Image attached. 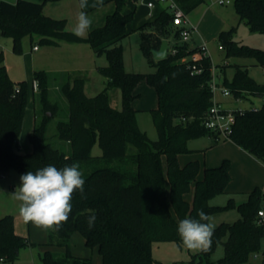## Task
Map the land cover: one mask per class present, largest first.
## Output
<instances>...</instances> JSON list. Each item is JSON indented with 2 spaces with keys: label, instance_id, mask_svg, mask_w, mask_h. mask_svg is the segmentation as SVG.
<instances>
[{
  "label": "trees",
  "instance_id": "trees-1",
  "mask_svg": "<svg viewBox=\"0 0 264 264\" xmlns=\"http://www.w3.org/2000/svg\"><path fill=\"white\" fill-rule=\"evenodd\" d=\"M113 1L115 10L105 23L80 38L67 30L65 18L44 13L45 2L0 0V36L12 38L15 52H22V39L29 35L32 40L39 36L40 43L51 45L86 41L95 52H105L107 56V64L98 66L106 86L96 95L86 93L87 77L82 73L65 75L62 90L68 102V118L58 121L57 136L66 148L54 145L47 135L48 124L59 110L58 104L49 99L51 74L34 72L33 81L39 82L34 92L45 114L29 133L32 151L20 153L16 147L24 124L29 84L10 76L0 48V175L11 168L23 175L50 164L63 168L76 163L85 180L86 198L75 192L67 222L59 230H49L50 239L40 243L45 246L40 253L42 264H92L91 257L72 253L70 242L75 232L83 235L88 247L98 248L102 264H156L153 243H181L177 232L181 220L199 219L200 210L210 217L231 208L237 209L239 217L215 227L210 249L198 252L192 261H210L217 245L223 243L225 255L217 264H250L253 254H264V229L258 223V212L264 206L263 189L254 187L248 198L238 204L234 198L226 205L211 204V199L225 192L232 180L231 161L224 159L218 166L206 167L199 178V160L184 165L179 160V155L195 151L189 147L191 139L214 134L204 124L213 104L210 83L214 65L210 55L194 60V53L202 52V46L180 43V29L172 24L171 12L161 9L153 20L138 28L140 48L155 70L127 71L121 40L129 34L127 26L136 9L127 10L128 0ZM174 1L186 14L205 2ZM234 5L241 21L264 35V0H234ZM235 28L219 35L226 57L251 58L264 67V48L235 39ZM163 40L178 51L156 59L153 51L161 47ZM194 63L203 68L202 72L193 70ZM234 66L232 80H224L233 95L246 97L249 92L264 97V84L256 81L245 65ZM141 80L151 84L158 94V106L150 109L158 131L155 140L139 125L138 110L133 106L134 91ZM114 88L121 89V108L112 104L110 91ZM231 140L264 163V102L261 107L237 113ZM97 142L102 154L95 156L92 149ZM191 190L193 199L189 200L186 194ZM92 214L95 222L89 228L87 220ZM34 245L29 236L16 232L13 214L0 217V262L14 261L20 257L21 249ZM55 245L64 251H54Z\"/></svg>",
  "mask_w": 264,
  "mask_h": 264
},
{
  "label": "rangeland",
  "instance_id": "rangeland-1",
  "mask_svg": "<svg viewBox=\"0 0 264 264\" xmlns=\"http://www.w3.org/2000/svg\"><path fill=\"white\" fill-rule=\"evenodd\" d=\"M34 1L42 2L44 0ZM102 2H104V4H101L99 7H91ZM112 4L113 1L111 2L108 0H85V7L81 9L80 0H46L43 11L45 14L52 13L55 15L53 17L56 18H65L67 20V30L72 32L77 22L76 18L79 12H86L92 21L87 35L83 37L86 38L90 30L94 26L103 23L107 14L111 13L109 9ZM159 5L163 4H160L157 0L156 6L152 8L151 12L150 8L145 4V0H129L128 2L130 9H136V12L134 19L129 25L131 28L130 34L121 40L125 68L127 71L147 73L155 70L154 66L149 63L148 58L140 48L141 36L138 27L141 23H144L157 14ZM208 5H212L218 13L221 15L224 13L228 18V23L222 31L236 27L233 33L235 39L255 47L264 48V35L260 32L252 31L246 21H241L236 12L234 0H230V3L225 4L220 3L219 0H205V2L187 14L188 19L197 21L200 17L201 8ZM219 35L220 33L212 42L211 49H209V54L215 66L221 68L227 60H230L232 63L243 61L254 62L251 58H227L226 49L220 47L221 41ZM35 44L39 45L38 50L33 49ZM0 48L4 51L5 62L8 66L10 76L15 80H27L29 84L28 103L23 128L18 137L17 151L20 153L32 151L29 131L34 125V119L37 117L36 124H38L44 113L38 93H35L36 91L34 92L33 89V75L35 71H45L51 74L49 99L53 104H58L59 110L48 124L47 135L49 141L54 145L60 148H66L65 142L60 140L57 136L58 121L68 118V102L62 90V83L66 79L65 75L75 74L76 76H80L82 73L87 77L85 84L86 93L90 96L96 95L105 88L107 82L106 78L98 71L99 65L107 64L106 53L103 52L102 54H98L86 41H63L60 45H51L40 43L39 36H35L34 40H32L29 35L22 39V52H15L13 50V40L11 37L0 36ZM234 72V68L229 66L227 67L226 74H216V78L220 82V85L225 86V78L232 80ZM250 74L256 81L264 84L263 66L258 64L250 66ZM137 89L140 92V96L137 97L135 105L140 109L138 112L139 125L147 132L151 139L155 140L158 137V131L154 124L150 109H153L152 107H156L157 105L156 90L146 80H141L138 83ZM110 94L112 104L117 108H121V89L114 88L110 91ZM216 98L222 101L225 106L231 108L251 109L263 105L262 97L249 92L246 93V97L236 98L234 95L225 97L220 90H217ZM47 113L49 116L51 115L49 111ZM208 136L209 135H203L192 139L189 142V146L197 150L181 154L180 161L181 163H185L190 158L198 157L201 161L199 176H202L204 175V167L207 163L217 164L222 162L224 158H229L232 163L233 174V179L227 187L229 191L216 195L211 199V204L226 205L230 198H234L237 204L241 203L248 198L247 192L251 191L256 185H259L264 191V173L261 171L259 163L252 159H247L242 152L243 148L231 139L219 141L208 147L211 143ZM92 154L95 156L102 154V149L98 142L93 146ZM20 176L21 174L15 168H11L7 171L5 173V178L0 175V180L8 185H6L7 187H4L3 190L0 183V217L8 213L14 215L19 213L20 202L15 200L11 195L13 192L10 186L15 185L17 188L21 183ZM233 190L239 192H232ZM186 196L192 199L193 190L188 192ZM238 217L239 213L236 208L222 210L210 215L211 223H213L215 227L223 222H233ZM18 219L22 221L25 230L24 234L28 235L31 241L36 243V245L21 249L18 259L14 261H1L0 264H42L40 253L43 251V248L40 243L50 239L51 235L49 230L45 231L34 226L30 222H25L20 216ZM54 239L56 240V238ZM70 243L71 251L74 255L91 257L92 264H102V258L98 248L88 247L81 233L75 232L71 237ZM262 244L264 248V240H262ZM53 249L56 252H62L64 248L55 245ZM197 253L198 252L187 249L182 242L156 241L153 243V257L156 260V264H217V261L225 255V247L223 243H219L211 254L210 261L204 259L202 262H199V258L192 261L194 255ZM258 256H260V258L257 259L261 260L263 254L259 253ZM254 258L255 255L253 254L250 259V264H258L256 262L257 260Z\"/></svg>",
  "mask_w": 264,
  "mask_h": 264
},
{
  "label": "clouds",
  "instance_id": "clouds-1",
  "mask_svg": "<svg viewBox=\"0 0 264 264\" xmlns=\"http://www.w3.org/2000/svg\"><path fill=\"white\" fill-rule=\"evenodd\" d=\"M85 7V0H80V8ZM73 34L83 38L91 26V19L86 12L80 11ZM20 185L11 195L20 202L19 215L25 222L47 230H59L67 222L72 211L73 194L80 192L85 197V180L79 165L57 168L47 165L35 172L28 171L20 176ZM199 219L185 218L177 227L183 245L193 251H208L212 244L215 225L203 210L198 213ZM95 215L88 217L87 224L91 228Z\"/></svg>",
  "mask_w": 264,
  "mask_h": 264
},
{
  "label": "crops",
  "instance_id": "crops-1",
  "mask_svg": "<svg viewBox=\"0 0 264 264\" xmlns=\"http://www.w3.org/2000/svg\"><path fill=\"white\" fill-rule=\"evenodd\" d=\"M7 1H10V2H16L17 0H7ZM108 1H113V0H108ZM148 0H145V4H147L146 2H147ZM40 2V1H39ZM42 2H46V0H44V1H42ZM105 2V1H104ZM104 2H102V3H100V4H98V5H95V6H91L92 8H96V7H99L101 4H104ZM128 2H129V0H128ZM223 4H225V3H223ZM127 6H128V4H127ZM45 7H46V5H45ZM148 7V6H147ZM161 8H162V5H159V11L161 10ZM115 10V2L113 1V4L111 5V7H110V9H109V11L112 13L113 11ZM127 10H131L130 9V7L128 6L127 7ZM150 11L152 12V9H150ZM158 11V12H159ZM158 12H157V14H158ZM111 13H108L107 14V16L109 15V14H111ZM156 14V15H157ZM47 15H49V16H55V15H53L52 13H47ZM156 15L154 16V17H152L151 19H149V20H146L145 22H147V21H150V20H153L155 17H156ZM107 16H106V18H107ZM56 18V17H55ZM58 18V17H57ZM105 18V17H104ZM106 18L104 19V22L103 21H101V22H103V23H101L100 25H98V26H94L93 28H95V27H99V26H102L104 23H105V21H106ZM190 20V19H189ZM144 22V23H145ZM190 22H191V24H192V26H194L195 27V29H194V31L192 32V35H191V38H190V40L187 42L188 43V45L190 46V47H197V46H202V45H205L206 46V49H207V53L209 54V49H211V44H212V42L216 39V37H218V34L220 33V31H222V29L227 25V23H228V18L224 15V13H222V15L220 14V13H218L216 10H215V8H213V6L212 5H208V6H205L204 8H201V12H200V17H199V19L197 20V21H193V20H190ZM131 23V22H130ZM130 23L128 24V31H129V34H130V30H131V28L129 27V25H130ZM143 23H141L140 25H142ZM92 28V29H93ZM139 28V27H138ZM91 29V30H92ZM128 34V35H129ZM127 35V36H128ZM125 38V37H124ZM123 38V39H124ZM172 40V39H171ZM193 40H194V42H193ZM196 40V41H195ZM169 42V41H168ZM35 46V45H34ZM34 46H33V49L34 50H38L39 49V45H38V48L37 49H35L34 48ZM210 55V54H209ZM211 57V56H210ZM212 60V59H211ZM213 62V61H212ZM6 63V62H5ZM234 64H242V65H245L247 68H248V70H249V72H250V66H252V65H255V62H245V61H243V62H235V63H232L230 60H227V62L224 64V65H226V66H221V68H218L217 66H215V64H214V62H213V65H214V67H215V73L216 74H218V75H221L222 73H224V74H226L227 73V67H229V66H232L233 68H234V70H236V67L234 66ZM7 66V65H6ZM7 69H8V66H7ZM8 72H9V70H8ZM235 73V72H234ZM219 82V81H218ZM220 83V82H219ZM138 86V85H137ZM137 86H136V88H135V94H136V99L133 101V106L138 110V112H139V108L135 105V103H136V100H137V97H139L140 96V92H139V90L137 89ZM156 90V89H155ZM223 94V93H222ZM231 95H233V94H231ZM231 95H229V96H231ZM156 99H157V105H156V107L158 106V94H157V91H156ZM223 96H225V97H229V96H227V95H224L223 94ZM217 99V98H216ZM220 104H222V106L223 107H225V108H227V109H237V108H231V107H228V106H225L224 104H223V102L222 101H219V100H217ZM156 107H152V108H156ZM37 118V117H36ZM36 118L34 119V125H33V127H32V129L29 131V133L33 130V128L35 127V125H36ZM139 121V120H138ZM209 137V139H210V145H208V147L209 146H211V145H214V144H216V143H218L219 141H222V140H228V139H220V138H217L216 137V135H209L208 136ZM192 140V139H191ZM190 140V141H191ZM189 141V142H190ZM31 143V142H30ZM189 144V143H188ZM32 145V144H31ZM191 149H193V150H197L196 148H194V147H191V146H189ZM242 152L244 153V155H245V157L247 158V159H252L253 161H256L257 163H259V165H260V169H261V171L264 173V163L260 160V159H258V158H256L255 156H253L251 153H249L247 150H245V149H242ZM180 156L181 155H179V160H180ZM193 159H197V160H199L200 161V159L198 158V157H193V158H190V159H188L185 163H187L188 161H190V160H193ZM224 159H229V158H224ZM223 159V160H224ZM223 160H222V162H223ZM222 162H220V163H215V164H206L205 165V167H204V169L206 168V167H212V166H218V165H220ZM180 163H181V161H180ZM185 163H181L182 165H184ZM200 163H201V161H200ZM231 174H232V169H231ZM1 177H3V178H5V173L4 174H1ZM198 177L199 178H202L203 177V175L202 176H199L198 175ZM232 179H233V174H232ZM0 183H1V185H2V189L4 188V187H7L8 185L4 182V181H1L0 180ZM257 184H260V183H257ZM263 184V183H262ZM7 185V186H6ZM256 186H259V185H256ZM10 189H12V192L14 193V191H15V189H16V186L15 185H11L10 186ZM4 190V189H3ZM226 191H229L228 190V188L226 189ZM232 192H239V191H232ZM250 191H248L247 192V194L249 193ZM187 197V196H186ZM187 199H189V200H192L193 199V197H192V199L190 198V197H187ZM264 207V206H263ZM8 214H12V213H8ZM6 215V214H5ZM14 215V214H13ZM4 216V215H3ZM20 215H19V213L17 214V215H14V217H15V230H16V232L17 233H19V234H21V235H26V234H24L25 233V230H24V228H23V224H22V221H20L19 219H18V217H19ZM21 217V216H20ZM26 236H28V235H26ZM41 245V244H40ZM42 246V248H43V250L45 249V246H43V245H41ZM63 251H64V249H63ZM255 255V260H257L256 262L258 263V264H264V254H263V256H262V258H261V260H258L257 258H260V256H258V254H254Z\"/></svg>",
  "mask_w": 264,
  "mask_h": 264
},
{
  "label": "built area",
  "instance_id": "built-area-1",
  "mask_svg": "<svg viewBox=\"0 0 264 264\" xmlns=\"http://www.w3.org/2000/svg\"><path fill=\"white\" fill-rule=\"evenodd\" d=\"M160 4H163L162 9H167L172 14V24L180 29V43H187L194 31L195 27L192 26L190 20L187 17V14L184 10L174 1V0H158ZM157 0H148L147 6L152 9L156 6ZM220 3H230V0H219ZM173 42V41H172ZM176 42V43H179ZM174 43V42H173ZM170 45V44H169ZM221 48L222 45H220ZM35 49L38 48V45L34 46ZM202 52H196L193 55L194 60H199L203 56H206L207 49L205 45H202ZM178 48L174 45H170L169 52L176 53ZM186 58H182L185 60ZM192 68L195 72H202L203 68L198 66L196 63L192 64ZM215 67L212 68V80H211V89L213 91V104L208 110V113L204 119V124L207 129L212 131L217 138L220 139H231V133L233 130V125L236 121L237 113L243 114L244 109H227L220 104L216 99L217 90H220L224 95H231L232 91L226 86H221L216 78ZM39 87L38 80L33 81V89L37 91ZM258 223L264 229V207L261 208L258 212ZM264 240V236H263Z\"/></svg>",
  "mask_w": 264,
  "mask_h": 264
},
{
  "label": "water",
  "instance_id": "water-1",
  "mask_svg": "<svg viewBox=\"0 0 264 264\" xmlns=\"http://www.w3.org/2000/svg\"><path fill=\"white\" fill-rule=\"evenodd\" d=\"M169 48H170V45H169L168 40H163L161 47L158 50L153 51L155 58L156 59L166 58L168 56V53H169ZM260 97H262V96H260ZM262 98H263V102H264V97H262Z\"/></svg>",
  "mask_w": 264,
  "mask_h": 264
}]
</instances>
